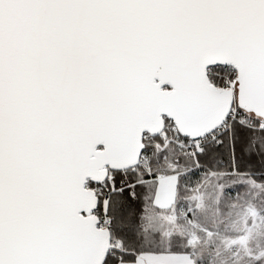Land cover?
<instances>
[{
  "label": "snow or ice",
  "instance_id": "snow-or-ice-1",
  "mask_svg": "<svg viewBox=\"0 0 264 264\" xmlns=\"http://www.w3.org/2000/svg\"><path fill=\"white\" fill-rule=\"evenodd\" d=\"M189 174L264 201V0H0V264H184Z\"/></svg>",
  "mask_w": 264,
  "mask_h": 264
},
{
  "label": "rangeland",
  "instance_id": "rangeland-1",
  "mask_svg": "<svg viewBox=\"0 0 264 264\" xmlns=\"http://www.w3.org/2000/svg\"><path fill=\"white\" fill-rule=\"evenodd\" d=\"M186 180L187 199L171 210L176 198L173 178L174 186L165 193L157 222L151 225L162 245L186 237L189 254L178 255L184 264H264V201L244 192L232 197L223 188L208 190L207 175L189 174ZM246 183L261 187L252 180ZM187 212H192L193 221L186 219Z\"/></svg>",
  "mask_w": 264,
  "mask_h": 264
},
{
  "label": "trees",
  "instance_id": "trees-1",
  "mask_svg": "<svg viewBox=\"0 0 264 264\" xmlns=\"http://www.w3.org/2000/svg\"><path fill=\"white\" fill-rule=\"evenodd\" d=\"M186 176L182 177L180 184L176 186V198H175V203L173 204V207L171 209L172 211L176 210L177 206L187 199L188 193H187L186 188L184 187V184L188 183V181L186 180ZM185 238L186 237H184V239L180 242L179 241L171 242L170 244L167 245L168 248H170L172 252L177 253V254H189L188 252L189 247L185 245ZM183 247L185 249H183ZM251 264H262V263L256 261Z\"/></svg>",
  "mask_w": 264,
  "mask_h": 264
}]
</instances>
